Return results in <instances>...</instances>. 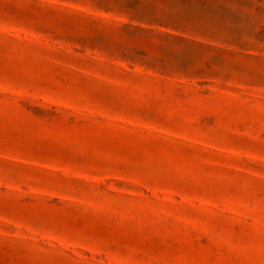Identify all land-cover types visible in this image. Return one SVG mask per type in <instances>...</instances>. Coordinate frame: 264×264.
<instances>
[{
	"label": "rangeland",
	"instance_id": "rangeland-1",
	"mask_svg": "<svg viewBox=\"0 0 264 264\" xmlns=\"http://www.w3.org/2000/svg\"><path fill=\"white\" fill-rule=\"evenodd\" d=\"M0 264H264V0H0Z\"/></svg>",
	"mask_w": 264,
	"mask_h": 264
}]
</instances>
